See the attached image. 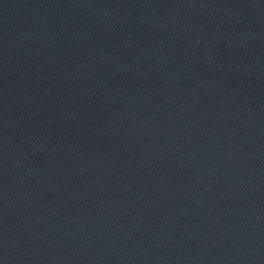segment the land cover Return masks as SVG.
I'll use <instances>...</instances> for the list:
<instances>
[{"label": "water", "instance_id": "95a60500", "mask_svg": "<svg viewBox=\"0 0 264 264\" xmlns=\"http://www.w3.org/2000/svg\"><path fill=\"white\" fill-rule=\"evenodd\" d=\"M0 264H264V0H0Z\"/></svg>", "mask_w": 264, "mask_h": 264}]
</instances>
